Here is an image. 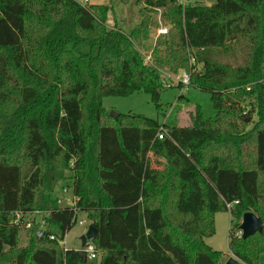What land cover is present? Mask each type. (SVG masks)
<instances>
[{"label":"trees","instance_id":"obj_1","mask_svg":"<svg viewBox=\"0 0 264 264\" xmlns=\"http://www.w3.org/2000/svg\"><path fill=\"white\" fill-rule=\"evenodd\" d=\"M177 1L141 0L138 12L181 11L179 63L200 69L188 87L209 94L215 115L205 118L195 106L188 125L169 127L133 114L112 118L102 104L144 92L160 110L159 69L140 51L144 19L126 34L106 25V6L0 0V264H224L205 239L214 235L215 214L226 211L231 256L259 264L264 0H191L183 9ZM154 141L166 173L157 206L147 208L140 197ZM61 183L96 230L99 260L60 246L73 227L72 209L53 197ZM16 212H49L44 236L38 225H15ZM248 212L261 231L234 236Z\"/></svg>","mask_w":264,"mask_h":264},{"label":"rangeland","instance_id":"obj_2","mask_svg":"<svg viewBox=\"0 0 264 264\" xmlns=\"http://www.w3.org/2000/svg\"><path fill=\"white\" fill-rule=\"evenodd\" d=\"M81 1V0H76ZM191 0H179L177 5L182 9ZM102 3L108 7L106 25L113 27L116 25L120 30L126 34H130L138 25L137 0H102ZM181 11H168L164 9H155L146 13L143 17L147 18L151 31L145 29V41L141 43L140 51L144 59L148 56V64L153 63L158 67L160 72V79L164 85L159 95L160 110L156 109L155 104L151 101L148 94L144 92L134 93L127 97H107L102 101L103 107L108 113L114 112L121 115H139L149 119L157 120L159 124L166 126H186L189 124L187 113L195 106H199L205 118H213L215 112L213 110L210 97L208 93L199 90L183 87L180 83V77L185 72L180 65V51H181ZM142 21V20H141ZM173 21V23H172ZM171 22V23H170ZM177 28V29H176ZM158 29H167L168 35L159 36ZM157 49V55L153 57L147 51L151 48ZM189 62V61H188ZM189 64V63H188ZM188 72V71H186ZM180 87H177L179 86ZM253 116V122H255ZM248 122V121H247ZM249 127L253 125L248 124ZM67 177L71 176L67 173ZM67 188L70 193L64 196L61 208H71V194L72 190L65 186V184H58L53 197L62 198L63 192L61 188ZM152 204V203H151ZM79 218L86 223L89 221L84 214L79 215ZM231 215L229 211L220 212L214 216V235L206 238L205 242L213 250L222 253L223 262L225 263L231 256L229 251V239L233 222L231 223ZM241 222V221H240ZM239 222V225H240ZM85 231L84 227L75 225L65 236V244L67 249H76L80 247L79 238ZM238 229H234L233 235H236ZM27 239L24 233H21L19 245L25 246ZM259 264H264V253L259 256Z\"/></svg>","mask_w":264,"mask_h":264},{"label":"built area","instance_id":"obj_3","mask_svg":"<svg viewBox=\"0 0 264 264\" xmlns=\"http://www.w3.org/2000/svg\"><path fill=\"white\" fill-rule=\"evenodd\" d=\"M179 1V0H178ZM78 3H80L81 5L83 6H87V5H90V0H81L80 2L77 1ZM157 34H158V37L159 36H165V35H168V30L167 29H158L157 31ZM149 58L150 57H146L145 58V63L148 64V61H149ZM195 64V58L190 54L189 55V68L193 67ZM199 73L200 72V69H189L188 72H184L181 77H180V80H179V83L183 86V87H188L189 86V83H190V77H191V74L192 73ZM157 140H162V133H160L158 136H157ZM62 189V192H63V197L62 198H56L57 200V205L60 207V204L62 203V200L64 198L65 195H67L68 193H70V191L63 187L61 188ZM71 202H72V219H71V225L72 226H75V225H78L80 227H84L85 228V231L83 232V235L86 233L88 227L90 226V222L89 223H86V221L84 222L83 220H81L79 218V215H81L82 213H80V211L76 210L73 208L74 206V203H75V197L71 194ZM61 208V207H60ZM227 208L230 209L231 208V205H227ZM50 216V213L49 212H16L13 214V223L15 225H18L20 228H22L23 230H29L31 229L34 225H38L39 226V230L36 232V235L38 237H42L44 236V231L46 229V220L49 218ZM242 233L241 231H238L236 232V237H241ZM49 240L51 241H54L55 238L53 236H48ZM65 240V238H64ZM62 241L60 243V246L62 247L63 251H66L68 250L66 248V244H65V241ZM79 242H80V238H79ZM76 251H83L85 252V255H86V259H89V260H94V259H97L99 260L100 258V253H98L97 251H95L92 243L90 240H87L86 241V244L79 248H77Z\"/></svg>","mask_w":264,"mask_h":264},{"label":"crops","instance_id":"obj_4","mask_svg":"<svg viewBox=\"0 0 264 264\" xmlns=\"http://www.w3.org/2000/svg\"><path fill=\"white\" fill-rule=\"evenodd\" d=\"M136 4L137 7L138 5L140 7L141 0H137ZM90 5L105 6L102 3V0H90ZM143 19L144 18H142L141 16L138 18L139 20L138 25ZM144 20L146 21V26H147L146 28L151 31L152 26L148 25L149 22H147V18H145ZM142 42H144V44H147V40L146 41L144 40ZM147 52L152 54L153 57L157 55L156 47L152 50L150 48ZM147 164H148V173L142 184L140 201L145 207L153 208L157 206L158 201L161 197L160 189L164 182L165 173H166V163H165L164 155L157 141H154L150 147V150L147 154ZM72 250L75 251L77 250V248Z\"/></svg>","mask_w":264,"mask_h":264},{"label":"water","instance_id":"obj_5","mask_svg":"<svg viewBox=\"0 0 264 264\" xmlns=\"http://www.w3.org/2000/svg\"><path fill=\"white\" fill-rule=\"evenodd\" d=\"M109 116L116 119L118 114L114 112H110ZM238 229L242 233L241 238L245 239L254 235L255 233H259L261 231V225L256 215L251 212H248L242 215ZM95 235H96V230L92 226H89L86 233L80 237L81 247H83L86 244L87 240L92 241L95 238ZM76 254L83 260L86 259L85 252L76 251ZM224 264H242V263L237 259H235L234 257H230Z\"/></svg>","mask_w":264,"mask_h":264}]
</instances>
